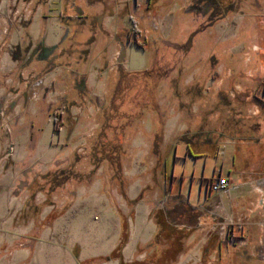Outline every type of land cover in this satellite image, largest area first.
Masks as SVG:
<instances>
[{"label":"crops","instance_id":"crops-1","mask_svg":"<svg viewBox=\"0 0 264 264\" xmlns=\"http://www.w3.org/2000/svg\"><path fill=\"white\" fill-rule=\"evenodd\" d=\"M195 2L0 0L4 14L0 24L10 29L1 64L8 75H19L14 103L30 110L22 127L14 130L12 149L0 141V264H264V101L260 98L240 99L236 106L243 110L231 115L215 108L211 96L171 100L169 94L163 104L161 135L153 116L138 123L137 137L142 141L133 148L140 149V156L134 164L128 159L123 163L124 169H131L126 173L125 195L108 194L102 177L77 183L69 179L50 192L45 189L43 175L73 165L74 141L83 131L70 132L65 123L56 129L52 108L66 102L73 106L76 89L85 101L96 94L103 97L110 74L118 76L119 69L148 71L162 46L184 51L185 60L194 56L199 44L209 48L221 31L216 37L203 33V16L195 10ZM211 52L201 53L199 59H209ZM118 57L114 71L107 61L113 63ZM202 64L200 74L214 72ZM210 85L205 83L200 95L208 94ZM69 105L63 106L60 120L70 117ZM228 118L241 121L237 129L225 130ZM156 136L162 139L157 153L162 154L164 176L151 188L155 178L138 173L155 167L158 156L149 159V167L135 163L154 150V140L148 138ZM173 155L174 171L169 174ZM192 158L197 169L203 167L200 178L175 171ZM209 165L212 172L206 174ZM216 175L229 178L226 191H210ZM148 187L153 193L143 194ZM176 244L180 251L167 257Z\"/></svg>","mask_w":264,"mask_h":264},{"label":"rangeland","instance_id":"rangeland-1","mask_svg":"<svg viewBox=\"0 0 264 264\" xmlns=\"http://www.w3.org/2000/svg\"><path fill=\"white\" fill-rule=\"evenodd\" d=\"M218 1L222 5L218 14L215 16L200 14L203 16V25L201 26L203 33L206 35L213 34L216 37L217 30L221 31L218 32L220 34L218 40L215 41L213 38L209 43V48L199 44L194 48L195 51L192 53L194 56L185 60L184 51H177L175 47L169 49L162 46V52L159 53L155 63L148 71L131 73L119 69L118 76L114 77L110 74L107 93L104 95L105 99H103L104 96L98 98L96 94L92 100H82V93L76 89L72 96L76 101L73 106L66 102L65 105L60 104V106L52 108L56 129L62 128L65 123L70 132L79 129H83V131L80 133V137H76L74 141L77 147L72 160L73 165L68 169L50 173L60 175H57L55 179L58 180L57 185L51 179L48 182L45 175L42 176L43 180H46L44 185L48 192L54 187H61L69 179H74V183H77L84 178L102 177L106 178L104 189L107 190L108 194L114 195V193L123 192L125 195L129 186L128 180L126 181L128 177L126 173L131 172V169H124L123 163L125 159H128L131 164H134L133 160L140 156V149L134 150L133 148V145L142 141L137 137L138 123L153 116L160 127L157 134L161 135L164 116L163 104L164 99H168L169 94L171 100H196L211 96L216 99L215 108H218L222 114L226 109L227 113H232L231 115H238L239 111L243 110L241 105L236 106V104L248 95L264 101L263 83L257 87L261 81H264V31L262 32V29L264 30V0ZM209 2L211 1L209 0ZM211 9H214L213 4ZM194 12L196 13V11ZM197 15L199 14L197 13ZM2 17L4 14L0 11L1 23H3ZM211 22L212 26L209 25ZM252 23L254 25H251ZM252 27L255 28V35L251 31ZM132 30L136 33L135 29ZM9 33L8 25L0 24V56L8 52L6 49L9 44ZM228 33L231 34L230 38H226ZM206 51L207 53L212 51L210 58L200 60V55H203L201 53H206ZM18 53V51L15 52L16 55ZM163 55L165 56L163 57ZM118 58L112 59L113 63L107 61L108 66H115L114 71H117L116 68L119 66L120 58ZM22 60L28 61L27 58ZM202 63L209 66L208 69L213 67L214 72L210 75L200 74L199 72L204 68ZM6 68L2 66L0 59V141L9 150L13 147L10 142L14 130L22 127L21 122L24 115L30 110L27 106L20 107L14 103V100H18V97H15L16 89L20 88L21 85L19 84V75L16 73L8 75V68ZM205 83L211 84V90L208 91V94L200 95V89ZM255 84L256 89L252 88ZM213 85L221 86L214 88ZM228 101L233 103L231 107L225 106ZM67 105L71 109L70 117L67 118L65 115L66 121L60 120L59 115L65 113ZM180 108L184 107L180 106ZM262 109V115H264V106ZM239 122L241 121L228 118L225 130L237 129ZM28 125L30 126L29 123ZM148 139L149 142L154 140V150H151L142 161L138 160L135 164L149 167V159L158 156L159 160L155 167L147 171L141 169L138 173L139 177L145 176V172L149 178L154 177L155 180L151 182L154 186L152 185L151 188H155L158 180L164 176L162 154L157 153V148L162 143V139L159 136ZM182 150L181 147L179 152L183 153ZM192 150L194 151L193 148ZM193 159L187 165L180 163L175 171L178 173L187 172L189 176L195 173V176L200 178L203 167L200 166L197 169ZM173 161L174 155L171 157L169 169H167L169 174L174 171ZM204 172L211 174L212 167L209 165ZM196 182L199 183L200 180ZM149 187L144 188L142 193H153ZM188 190H190V185ZM128 206L132 212L130 203ZM124 210L128 211L127 207L124 206ZM137 262L150 264L152 261ZM122 263L131 264L124 261ZM200 263L217 264L218 261H201Z\"/></svg>","mask_w":264,"mask_h":264},{"label":"flooded vegetation","instance_id":"flooded-vegetation-1","mask_svg":"<svg viewBox=\"0 0 264 264\" xmlns=\"http://www.w3.org/2000/svg\"><path fill=\"white\" fill-rule=\"evenodd\" d=\"M211 2H209V0H196L195 2V10L203 13L206 16H215L216 14H218L219 11H221V7L222 5L220 4V2L218 0H210ZM212 4L214 5V9H211ZM82 84L83 81H81L80 83H78V87L79 89H82Z\"/></svg>","mask_w":264,"mask_h":264},{"label":"built area","instance_id":"built-area-1","mask_svg":"<svg viewBox=\"0 0 264 264\" xmlns=\"http://www.w3.org/2000/svg\"><path fill=\"white\" fill-rule=\"evenodd\" d=\"M229 186V178L221 175L214 176L209 183L210 191L213 193H221L226 191Z\"/></svg>","mask_w":264,"mask_h":264},{"label":"trees","instance_id":"trees-1","mask_svg":"<svg viewBox=\"0 0 264 264\" xmlns=\"http://www.w3.org/2000/svg\"><path fill=\"white\" fill-rule=\"evenodd\" d=\"M57 175H59V174H56V173H54V174H47V178H51V179H56V177H57ZM60 176V175H59ZM58 176V177H59ZM62 177H63V175H62ZM62 177H60V178H62ZM58 181V180H57ZM57 181L56 180H53V182L54 183H57ZM181 236H182V234H180ZM181 236H179L176 240H179L180 238H182ZM178 242V241H177ZM180 246L178 245V244H176L173 248H172V250H170V251H167L166 252V256L168 257V256H173L174 255V253H176V251L177 252H179L180 251ZM171 262H173V261H152L151 263L152 264H170ZM138 264H144V263H138Z\"/></svg>","mask_w":264,"mask_h":264}]
</instances>
